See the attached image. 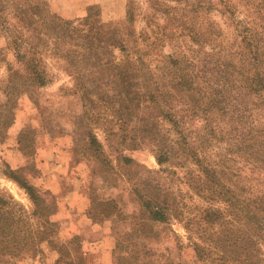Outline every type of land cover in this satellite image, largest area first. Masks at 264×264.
<instances>
[{
	"label": "trees",
	"instance_id": "trees-1",
	"mask_svg": "<svg viewBox=\"0 0 264 264\" xmlns=\"http://www.w3.org/2000/svg\"><path fill=\"white\" fill-rule=\"evenodd\" d=\"M175 1L185 4V13L170 15L171 7L164 8L168 21L160 26V36L144 49L131 31H105L100 23L88 19L76 22L55 12L48 1L25 9L16 4L20 11L43 12L47 19L55 20L51 28L57 40L47 32L42 41L40 34L45 33L35 20L29 22L27 31L19 29L16 21L6 22L7 48L12 47L17 59L27 64L28 80L38 86L51 81L43 54L62 58L85 100L84 112L88 114L89 106L99 107L100 112L104 109L111 114L108 124L116 121L140 127L130 139L153 146L161 165L157 173H165L174 162L182 166L189 158L195 162L199 175L191 178V185L197 189L195 196L207 202L205 206L194 201L188 206L179 185L153 186L146 179L144 191L137 190L141 220L165 225L179 220L191 232H200L199 240L191 233L185 244L172 229L174 257L159 264H264V180L256 185V192H238L226 178L225 169H219V163L205 151L221 145L253 171H264V0H221L227 12L246 14L242 19L233 18L236 34L228 43L221 39V30L196 20L204 9L192 7L189 0ZM128 21H134L130 11ZM29 33L37 36L36 42ZM187 37L198 47L187 44ZM148 40L150 37L144 38ZM165 40L173 49L159 53L160 63L153 65L152 50L164 46ZM194 119L201 121L196 135L189 126ZM159 120L170 124L176 138L159 132ZM223 121L226 127L221 125ZM88 139L98 152L101 143L93 131H88ZM123 160L127 165L135 163L129 157ZM5 173L25 189L33 208L28 211L0 189V264H14L44 242L59 254L55 264H85L84 258L75 259L65 241L57 239L60 225L51 218L50 205L36 185L21 179L8 163ZM216 224L223 229L209 241L201 229L209 232ZM190 254L191 259H186ZM118 258L123 264L124 259Z\"/></svg>",
	"mask_w": 264,
	"mask_h": 264
},
{
	"label": "rangeland",
	"instance_id": "rangeland-1",
	"mask_svg": "<svg viewBox=\"0 0 264 264\" xmlns=\"http://www.w3.org/2000/svg\"><path fill=\"white\" fill-rule=\"evenodd\" d=\"M43 1L49 2L0 0V189L14 196L28 211L33 208L25 189L5 173L6 163L12 162L21 179L36 185L49 203L51 218L60 225L57 239L65 241L75 259L84 258L85 264H119L121 259L118 256L124 259L123 264L129 259L130 264H159L172 260L175 244L170 237L171 230L185 244L191 233L193 239L199 240L200 232H191L179 220H172L169 225L144 222L138 216L140 204L136 193L137 190L144 191V181L148 179L153 186L159 183L176 188L179 185L182 195H186L188 206H192L193 201L205 206L207 202L195 196L197 189L191 185V178L199 175L198 167L189 158L186 164L182 163L183 166L174 162L172 166L166 165L168 170L165 173H157L161 165L153 146L138 144L130 139L140 127L125 126L116 121L108 124L111 114L104 112L102 107L103 112H100L99 107L90 109L89 106L88 114L85 113V100L76 81L67 63L57 55L43 54L51 80L47 85L38 86L28 80L27 64L17 59L12 47L7 48L3 25L6 27V22L15 24L16 21L19 29L27 31L29 22L35 20L45 33L40 34V39H46L48 32L56 41L51 28L55 20L47 19L43 12L37 11V14L31 9L20 11L15 8L16 4L25 9ZM155 1L109 0L105 5H89L83 15L70 19L100 23L105 31H131L137 37L139 47L144 49L160 36V26L168 21L164 8L171 7L170 15L185 13L184 3L158 0L157 4ZM233 1L243 3V0ZM189 2L192 7L207 11H201L197 21L221 30V39L225 42L234 41L236 30L233 18L242 19L245 13L227 12L221 0ZM74 7L70 5L68 10L76 9ZM129 11L134 19L132 24L128 21ZM185 17H188L187 14ZM145 37H150V40L144 41ZM29 38L34 42L38 39L33 33H29ZM186 41L198 47L189 37ZM172 49V44L165 40L164 46L152 50L151 57L156 58L152 64L160 63L157 60L159 53H170ZM116 53L119 55V51ZM221 125L226 127V121ZM189 126L192 135H196L201 121L194 119ZM157 129L168 138H176L170 124L164 120H159ZM88 131H93L101 143L98 152L90 146ZM216 148L208 147L205 151L212 161L219 163V169H225L229 183L238 192H256V185L264 180V171H253L250 164L236 153H227L221 145ZM123 157H129L135 163L127 165ZM143 167L155 172H148ZM221 205L224 206L223 203ZM203 228L201 231L212 241L223 225L216 224L209 232ZM262 249L264 253V247ZM145 250L149 251V255L145 254ZM188 251L192 253L191 249ZM191 255H185V258L191 259ZM58 257V252L44 242L36 250L27 251L15 259L14 264H55Z\"/></svg>",
	"mask_w": 264,
	"mask_h": 264
},
{
	"label": "crops",
	"instance_id": "crops-1",
	"mask_svg": "<svg viewBox=\"0 0 264 264\" xmlns=\"http://www.w3.org/2000/svg\"><path fill=\"white\" fill-rule=\"evenodd\" d=\"M49 2L54 11L58 12L60 15H62L65 18H72L75 16L83 15L84 11L89 5L92 4L105 5L107 2H109V0H49ZM70 5H74L76 9L68 10ZM103 12H105V10H103ZM9 164L11 165L12 168H15L12 162ZM75 204L78 203L76 202Z\"/></svg>",
	"mask_w": 264,
	"mask_h": 264
}]
</instances>
